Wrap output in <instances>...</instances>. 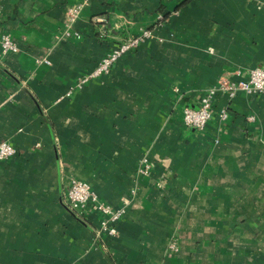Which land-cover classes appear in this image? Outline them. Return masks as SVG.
I'll return each mask as SVG.
<instances>
[{"label":"crops","instance_id":"crops-1","mask_svg":"<svg viewBox=\"0 0 264 264\" xmlns=\"http://www.w3.org/2000/svg\"><path fill=\"white\" fill-rule=\"evenodd\" d=\"M80 1L0 0V264H264V93L216 94L203 131L182 117L264 68V0H89L64 36ZM73 179L125 206L115 236L66 207Z\"/></svg>","mask_w":264,"mask_h":264},{"label":"built area","instance_id":"built-area-1","mask_svg":"<svg viewBox=\"0 0 264 264\" xmlns=\"http://www.w3.org/2000/svg\"><path fill=\"white\" fill-rule=\"evenodd\" d=\"M89 0H81L72 5L66 14V29L63 32L64 36L70 35L71 24L79 17L81 10ZM106 32L102 33L105 36ZM152 38V32L148 28H142L140 32L125 41L116 45L111 51L101 58L97 66L90 73L83 76L77 86L82 83L96 78L110 70L112 64L124 53L136 48L139 44ZM1 48L3 53L15 52L17 47L9 34H4L1 38ZM38 63H48V60L42 58ZM246 92L252 94L264 93V68H252L246 79L233 81L227 78L219 80L216 84L210 86L205 94L200 98L199 107L193 108L186 106L183 108L182 117L185 125L192 127L195 130L203 131L211 117V106L213 97L218 94H225L229 99L233 98L237 92ZM70 94V91L67 93ZM220 118L226 119V110H221ZM249 120H254L253 116L248 117ZM16 152L15 147L7 141L0 142V160L12 157ZM149 163L143 159L138 169L140 175L149 173ZM64 203L66 207L75 212L77 216L82 217L84 214L93 210L100 214V219L95 228V238L101 239L103 235L112 237L117 233L116 223L125 211V206L112 208L108 204L102 202L97 193L91 186L82 180L73 179L65 194ZM174 247V244L171 245Z\"/></svg>","mask_w":264,"mask_h":264}]
</instances>
